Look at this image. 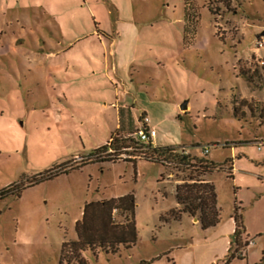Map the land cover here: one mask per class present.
<instances>
[{
  "label": "rangeland",
  "instance_id": "374dc122",
  "mask_svg": "<svg viewBox=\"0 0 264 264\" xmlns=\"http://www.w3.org/2000/svg\"><path fill=\"white\" fill-rule=\"evenodd\" d=\"M259 37L264 0H0V191L22 187L0 197V264H59L84 205L127 193L135 244L85 249L86 264H264V68L249 61ZM115 103L135 127L149 118L151 146L216 163L215 226L169 214L189 170L143 147L91 155L115 131ZM235 206L250 244L226 263Z\"/></svg>",
  "mask_w": 264,
  "mask_h": 264
},
{
  "label": "trees",
  "instance_id": "16d2710c",
  "mask_svg": "<svg viewBox=\"0 0 264 264\" xmlns=\"http://www.w3.org/2000/svg\"><path fill=\"white\" fill-rule=\"evenodd\" d=\"M119 116V126L112 132L110 140L93 149L91 155L105 161L108 159V155L110 156L108 152L112 146L116 150H121L122 148L131 147V144H133L131 152L140 151L139 149L143 147L145 150L140 152L144 151L143 153L147 154L148 159L161 163L164 167L172 165L183 171L189 170V174L175 185L174 195L177 207L169 209V214L175 220H179L182 214L196 217L202 229L215 226L219 220L217 195L214 184L206 178V175L214 170L216 163L206 157L194 158L183 147L151 146L150 142L141 143L135 138L138 127L134 125L130 108H121ZM144 116L146 115L142 114L139 117L140 123ZM121 133L131 135L135 138V141L132 138H126V136L120 139L116 138V135ZM102 152H107V154L103 156L101 155ZM230 165L231 172L227 176L232 178V163ZM53 168L56 167L53 166L38 173V179L35 183L57 176L59 172H56ZM21 189L22 187L13 189V186L9 185L0 191V197L19 192ZM134 207L132 193L86 203L82 210L81 219L75 223L76 240L63 242L61 245L59 264H62L63 260L68 263L74 260L79 264H86L81 256V252L85 249L95 250L100 248L106 253H116L119 245L126 248L133 246L137 240V232L133 222ZM114 210L119 211V214L123 216L124 220L122 222L114 223L112 221ZM237 210L238 206H235L233 238L236 246L233 252L230 251V247L227 249L226 263L235 256L242 257L240 246L245 248L250 244V240L241 244V234L245 228L242 213L237 212Z\"/></svg>",
  "mask_w": 264,
  "mask_h": 264
},
{
  "label": "built area",
  "instance_id": "2783aa9c",
  "mask_svg": "<svg viewBox=\"0 0 264 264\" xmlns=\"http://www.w3.org/2000/svg\"><path fill=\"white\" fill-rule=\"evenodd\" d=\"M254 49L255 51H252L251 56H250V60H249L250 63L252 62L251 61L252 59L256 62L257 67L264 68V56L259 54L260 50H264V39L263 38L259 37L256 39ZM148 124H149V118L147 116H144L141 122V126L138 127V129L136 130L135 138L141 143L150 142L151 138L155 136L156 134L154 128L149 127ZM125 149L132 150V147H127ZM208 151L209 149L207 147L203 148V154H207Z\"/></svg>",
  "mask_w": 264,
  "mask_h": 264
},
{
  "label": "crops",
  "instance_id": "0c3cea01",
  "mask_svg": "<svg viewBox=\"0 0 264 264\" xmlns=\"http://www.w3.org/2000/svg\"><path fill=\"white\" fill-rule=\"evenodd\" d=\"M121 108H124V106H120L118 105L117 103H115V106H114V111H115V119H116V124H115V129L119 126V119H120V116H119V110ZM130 113H131V110H130ZM132 115V114H131ZM133 117V116H132ZM232 171H233V168H232ZM210 228V227H209ZM227 248V247H226Z\"/></svg>",
  "mask_w": 264,
  "mask_h": 264
},
{
  "label": "water",
  "instance_id": "95a60500",
  "mask_svg": "<svg viewBox=\"0 0 264 264\" xmlns=\"http://www.w3.org/2000/svg\"><path fill=\"white\" fill-rule=\"evenodd\" d=\"M180 108H181V109H185V108H186V104H181V105H180ZM196 220H197V219L194 218V221H196Z\"/></svg>",
  "mask_w": 264,
  "mask_h": 264
}]
</instances>
